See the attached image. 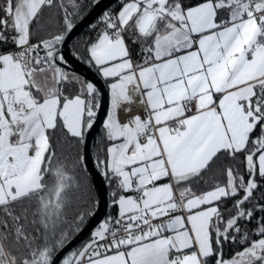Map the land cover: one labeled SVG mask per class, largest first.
Instances as JSON below:
<instances>
[{
	"label": "snow or ice",
	"instance_id": "snow-or-ice-1",
	"mask_svg": "<svg viewBox=\"0 0 264 264\" xmlns=\"http://www.w3.org/2000/svg\"><path fill=\"white\" fill-rule=\"evenodd\" d=\"M95 3L0 0V264H264V0H120L89 26L80 58L108 94L95 165L118 211L60 258L99 204L69 221L57 136L86 148L101 106L59 47Z\"/></svg>",
	"mask_w": 264,
	"mask_h": 264
},
{
	"label": "water",
	"instance_id": "water-1",
	"mask_svg": "<svg viewBox=\"0 0 264 264\" xmlns=\"http://www.w3.org/2000/svg\"><path fill=\"white\" fill-rule=\"evenodd\" d=\"M118 0H96L95 5L91 8L89 13L82 15L80 19L76 21L75 30L71 32L70 36H67L65 41L59 46L62 49V53L66 58V63H62L66 71L75 73L87 80H91L101 89V106L98 110L97 119L94 126L90 130L87 137V147L81 148V151L87 157L86 169L91 178L92 186L99 200L98 206L95 208L94 214L90 217L87 225L82 230L75 234L74 239L65 247L60 258H63L64 254H67L81 244L90 236L91 231L98 225L99 221L104 219L109 211V190L107 183L104 181L103 176L100 175L96 168L93 157V142L96 134L102 127L103 118L106 115L108 107V94L107 88L103 78L99 77L95 68L84 63L80 58L73 55L70 50V43L75 39L83 30H85L92 22H94L109 6L116 3Z\"/></svg>",
	"mask_w": 264,
	"mask_h": 264
},
{
	"label": "trees",
	"instance_id": "trees-1",
	"mask_svg": "<svg viewBox=\"0 0 264 264\" xmlns=\"http://www.w3.org/2000/svg\"><path fill=\"white\" fill-rule=\"evenodd\" d=\"M86 2H87V0H86ZM116 7H119L118 2L116 3ZM48 11L49 10H47V9L45 10L46 17H47ZM52 11L54 12L55 10H52ZM69 11H71V8H69ZM47 23H48V27L45 29V31L55 32L57 30L58 24H57L55 17H53L50 21H47ZM97 30H98V27L95 31H93L89 28H86L75 39H73L71 41L70 50L73 53L74 52L78 53V55H75V56L80 58L81 56L85 55L84 46L88 42L89 37H95ZM129 43L131 45V42H129ZM131 46L135 49H138V47H139V45H131ZM64 88H65L66 93L67 92H73V94H74L73 84L65 82ZM57 136L61 137V139H60L61 148H60V152H59L60 157H61V159H63L67 163L68 170H69L70 174L72 175V180H73L72 187L69 189V193H68L69 197L73 201V206H72V208L66 210L67 215H68V219H69V221H71V219L73 218V212H74L77 204H83L86 206L88 203L96 200L97 195H96L95 190L92 186V181H91V178L87 172V169L85 171H82L80 168L73 167V161L75 160L76 153H77V151H81V148H78L74 142L64 139L61 133L58 132ZM57 136H53V143L54 144L57 142ZM106 146H107V141L102 135V127H101L100 130L98 131V133L96 134L94 142H93L92 151H93L94 161H95V157L97 155H101L102 149H104L106 151ZM214 172H215V176H213V174H211V173L206 174V176L209 179V183H212L214 179H222V177L220 176V170L219 169H215ZM201 184H203V181H201ZM108 190L110 193L111 189L109 187H108ZM204 190H206V189H204ZM256 195L258 197L259 193H257ZM24 203H25V205H27L29 202L25 201ZM231 203H232L231 200L226 201V205H231ZM15 207H16L17 211H19L21 208V205L17 204V205H15ZM116 214H117L116 206H110V204H109V211L105 217H107L109 215L115 217ZM260 215L261 214L259 212L255 213L254 217L252 218V222H250L248 224L249 229L256 227L255 220ZM2 217H3V213L0 212V218H2ZM89 237L85 241H87L89 239ZM253 238H256V237H253ZM231 251H232L231 248L226 247L225 248V255L226 256L230 255Z\"/></svg>",
	"mask_w": 264,
	"mask_h": 264
},
{
	"label": "built area",
	"instance_id": "built-area-1",
	"mask_svg": "<svg viewBox=\"0 0 264 264\" xmlns=\"http://www.w3.org/2000/svg\"><path fill=\"white\" fill-rule=\"evenodd\" d=\"M118 3H120V0H118L117 1ZM116 2V3H117ZM116 3H114L113 5H111V6H109L106 10H108V9H111V10H117L118 9V7H116ZM100 17V16H99ZM99 17L94 21V22H92L90 25H93V24H96V22H97V20L99 19ZM89 25V26H90ZM87 27V28H89L90 29V27ZM101 27H103V25H100L99 27H98V30L97 31H99V29L101 28ZM41 55H43V53H41ZM136 108H137V111L138 110H142V106H140L138 103H136ZM136 111V110H135ZM86 242V241H85Z\"/></svg>",
	"mask_w": 264,
	"mask_h": 264
},
{
	"label": "crops",
	"instance_id": "crops-1",
	"mask_svg": "<svg viewBox=\"0 0 264 264\" xmlns=\"http://www.w3.org/2000/svg\"><path fill=\"white\" fill-rule=\"evenodd\" d=\"M65 71H66V70H65ZM67 72L70 73V74H72V73L69 72V71H67ZM136 99H137V98L134 97L133 104L130 106L133 112H136V111H137V108H136V103H137V102H136ZM135 110H136V111H135ZM119 115H120V118L123 120V119H124V116H125V112L123 111V108L120 110ZM116 210L118 211V208H117V207H116Z\"/></svg>",
	"mask_w": 264,
	"mask_h": 264
},
{
	"label": "rangeland",
	"instance_id": "rangeland-1",
	"mask_svg": "<svg viewBox=\"0 0 264 264\" xmlns=\"http://www.w3.org/2000/svg\"><path fill=\"white\" fill-rule=\"evenodd\" d=\"M77 75V74H76Z\"/></svg>",
	"mask_w": 264,
	"mask_h": 264
}]
</instances>
